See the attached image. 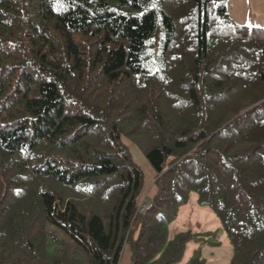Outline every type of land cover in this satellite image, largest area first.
Masks as SVG:
<instances>
[{"label": "trees", "instance_id": "1", "mask_svg": "<svg viewBox=\"0 0 264 264\" xmlns=\"http://www.w3.org/2000/svg\"><path fill=\"white\" fill-rule=\"evenodd\" d=\"M228 1L0 0V264H176L193 191L264 264V27Z\"/></svg>", "mask_w": 264, "mask_h": 264}, {"label": "rangeland", "instance_id": "2", "mask_svg": "<svg viewBox=\"0 0 264 264\" xmlns=\"http://www.w3.org/2000/svg\"><path fill=\"white\" fill-rule=\"evenodd\" d=\"M253 1L256 2V0H229V13L239 24L264 27L262 26L264 15H258L256 12L257 7L260 8L259 2L255 5ZM123 140L129 146L134 161L145 173L144 187L139 196V204L143 211L157 191L155 183L157 173L134 143L125 137ZM179 233L188 234L189 239L185 242L183 257L176 264H231L234 256L232 242L215 210L200 203L198 193L195 191L191 193L187 203L179 207L177 218L169 225L170 240ZM135 235L137 237V230ZM131 255V246L127 243L120 264H130Z\"/></svg>", "mask_w": 264, "mask_h": 264}, {"label": "crops", "instance_id": "3", "mask_svg": "<svg viewBox=\"0 0 264 264\" xmlns=\"http://www.w3.org/2000/svg\"><path fill=\"white\" fill-rule=\"evenodd\" d=\"M254 2L255 1H253V4H254ZM256 2H259V6H260V8L259 7H257V10H256V12H257V14L258 15H264V0H256ZM256 2H255V5H256ZM254 5V6H255ZM233 17V16H232ZM263 19V21H264V18H262ZM257 25H260V24H257ZM262 26H264V25H262Z\"/></svg>", "mask_w": 264, "mask_h": 264}]
</instances>
